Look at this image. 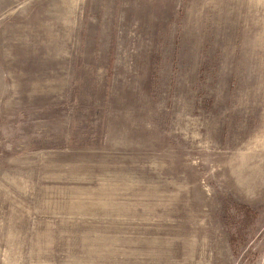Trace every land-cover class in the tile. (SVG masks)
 Here are the masks:
<instances>
[{"label": "rangeland", "instance_id": "374dc122", "mask_svg": "<svg viewBox=\"0 0 264 264\" xmlns=\"http://www.w3.org/2000/svg\"><path fill=\"white\" fill-rule=\"evenodd\" d=\"M0 264H264V0H0Z\"/></svg>", "mask_w": 264, "mask_h": 264}]
</instances>
